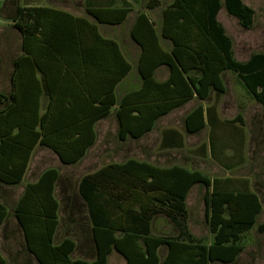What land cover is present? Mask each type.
Segmentation results:
<instances>
[{
  "label": "trees",
  "instance_id": "obj_1",
  "mask_svg": "<svg viewBox=\"0 0 264 264\" xmlns=\"http://www.w3.org/2000/svg\"><path fill=\"white\" fill-rule=\"evenodd\" d=\"M222 7L236 17L243 28L253 25L254 9L242 0H172L162 10L160 29V36L172 43L169 51L159 47L160 54L149 56L156 43H145L135 29L132 30V36L141 47L138 71L142 85L126 94L117 110L120 127L122 115L136 112L133 117L141 127L132 137H140L152 128L156 118L195 97L199 103L185 115L184 130L195 133L209 126L208 146L203 144L201 147L203 152L209 147V152L215 156L213 130L224 122L242 121L240 112L235 119L220 120L216 117L214 102L206 103L211 100L212 93L215 98L225 93L222 74L228 70L236 74L247 93L261 107V144L264 151V50L251 52L246 60L235 57L233 40L217 19ZM36 10L34 7L18 8L10 17L12 26L21 33L22 49L27 55L12 58L9 91L0 90V182L5 184L21 182L36 145L49 148L63 164L80 161L95 142L93 124L108 113L112 104V101L105 103L101 99L99 105H90L84 121H57L56 126L71 124L74 132L79 134H47L44 125L46 114L38 118L37 102L42 94L51 99L52 92L47 87L43 71L44 76H34L33 67L42 66L33 54L27 53V43L38 31ZM86 10L98 22L109 23L123 21L129 12L126 7L114 9V14L113 8L88 7ZM19 11L27 13L18 20ZM103 11H111V14L104 15ZM139 16L144 17L142 13ZM91 27L96 29L95 25ZM148 30L154 34V29ZM93 40L114 47L122 59L112 39L95 32ZM42 41L65 59L63 48L59 49L51 40L42 38ZM81 42V39H73L74 44ZM97 50L96 46L79 47L78 58L67 62L90 69L99 64ZM1 62L0 56V66ZM124 63L125 68L113 83L130 70V64ZM162 63L169 67V76L164 81H156L153 72ZM20 65H29V72L20 70ZM24 80L26 84L23 85ZM34 81L37 84L34 85ZM40 81L45 84L42 88ZM127 95H135L137 105H125ZM94 100L96 97L90 95L91 104ZM33 115L36 118H32ZM147 115L149 119L145 120ZM85 128L89 133L81 132ZM225 168L229 170L232 166ZM58 177L59 171L55 167L43 170L35 182L25 184L13 210L24 248L37 264H108V256L112 252L118 253L125 264H236L244 250L243 234L254 226L257 231L264 232V206L258 191L250 185H258V180L250 182L232 175L211 177L196 168L181 165L161 167L145 160L128 158L122 162H109L78 180L77 193L85 203L94 257L90 260L74 258L72 253L76 242L72 237L63 236L55 240L59 202L54 195V186ZM194 185L204 188V217L212 236L209 244L194 236L187 225L186 198ZM260 214H263V220L257 222ZM6 216L7 209L0 203V224ZM157 216L168 218L177 232L154 233L151 224ZM162 247L166 249L163 257L160 255ZM0 264H6L1 253Z\"/></svg>",
  "mask_w": 264,
  "mask_h": 264
},
{
  "label": "crops",
  "instance_id": "obj_2",
  "mask_svg": "<svg viewBox=\"0 0 264 264\" xmlns=\"http://www.w3.org/2000/svg\"><path fill=\"white\" fill-rule=\"evenodd\" d=\"M171 1L172 0H25L23 4H13L12 8L14 11L18 8H37V10L34 11V15L38 23V31L34 33L30 42L27 43V53L33 54L35 59L39 60L42 66V68L33 67L34 76L36 78H40L42 75L44 76L41 72L43 71L46 75L45 78H47V87H49V90L52 92L51 99L45 94H42L37 102L38 118L39 115L46 114L44 125L47 134H79L77 131L74 132L71 124L67 126L65 123L64 126H56L58 124L57 121H84L87 119L90 105H99L101 99L104 100L105 103L112 101V104L109 106L108 113L97 119L93 124L92 131L96 136L95 142L87 149L80 161L74 164H63L49 148L36 145L32 150L21 182L16 184H5L0 182V203L5 205L7 209V216L0 224L2 231L5 233L3 239H11L13 233L16 231L21 234V229L14 217L13 210L15 204L22 194L25 184L28 182H35L42 171L49 167H55L59 171V177L54 186V195L59 202L58 219L60 215L65 213L69 219L68 222L74 227L73 234L76 235L77 238L70 235L65 236H70L75 240L76 248L80 247L81 253L92 254L90 258H84L90 260L94 257L91 227L86 214L85 203L77 193V183L82 175L93 172L109 162H122L128 158L145 160L161 167L181 165L188 168H196L194 166L196 163L200 165L201 163L211 162L207 151L203 152L201 147L202 143H198V139L194 140L190 147H186L189 138L196 136L204 129L195 133H187L184 130L185 115L199 103V100L195 97L191 98L182 106H177L168 113L156 118L152 128L144 132L138 138L132 137V135H137L138 127H141L140 125L138 126L135 117H133L136 112L122 115L123 124L121 127L117 115L121 99L126 94L138 90L142 85V78L138 71V58L141 47L132 36V30L135 29V33H137L145 43L150 41L156 43V47L150 49L149 56L155 57V54H160L158 51L159 47L169 51L172 47V43L169 39L160 36V29L162 24V10ZM242 1L247 4L244 0ZM247 5L250 6L249 3ZM88 7L113 8V14L115 12L114 9L126 7L129 8V12L125 19L119 23L98 22L87 12L86 8ZM222 8L217 13L218 20ZM104 12L105 11H103V14H107V16L111 14L109 13L111 11H107L108 13ZM26 13V11H23V13L19 11L18 20L22 14L25 15ZM141 13L144 17L139 16ZM0 16L2 15L0 14ZM8 22H10V20H0V29L5 27ZM91 25H95L96 29H93ZM148 28L150 30L151 28L154 29V34L158 37L156 38L154 34L151 35ZM95 32H98L105 38L112 39L116 43L122 59L114 47L94 41ZM16 33V54L14 56H20L26 53L22 49L21 33L18 30H16ZM42 38L51 40L59 49L63 48L62 53L65 59L63 60L60 56L56 55L55 52L51 51L42 41ZM74 38H76L77 41L81 39L82 42L74 44ZM89 46H96L98 48L97 52H95L97 55L96 57L99 58L98 65L92 66L90 69H85L80 65L76 66L72 63H68L72 62L74 58H78L77 54H79V47L86 48ZM233 51L238 60H246L251 53L250 52L243 58H238L234 46ZM51 54L54 56H51ZM154 60L155 59L152 58V61ZM125 61L130 64V70L124 74L120 80L113 83V79L125 68ZM19 68L25 73L29 72V65H23V67L20 65ZM10 70H12V63ZM225 72L226 71H224L223 74ZM168 76L169 67L166 64H159L154 69L153 77L156 81H164ZM43 82L44 81H40V88L45 86ZM24 84H26V80L23 81V85ZM35 84L37 83L34 81V85ZM7 85V90L4 92L9 91V82ZM90 95L96 97V100H94L92 104ZM127 96V103L125 105L128 107L137 105L138 102L135 95ZM220 96L215 98L214 93H212L211 100L206 103L214 102L216 117L223 120L217 108V101ZM153 101H150V103H153ZM23 102L25 105V101ZM26 106L29 107L28 105ZM180 108H184V110L180 111ZM32 118L36 117L33 115ZM146 119H149V115L145 116V120ZM237 128L241 132V127ZM81 132L83 134L89 133L86 128L83 129V131L81 129ZM180 142H182L181 145ZM47 151L54 154L57 158L58 165L48 164L50 155H46ZM36 152H39V156H36ZM213 162L215 161L213 160ZM79 163L83 172L77 177L62 171V168L73 167ZM224 171L225 174L219 176H228V170L225 168ZM241 178L248 179L247 177ZM187 199L188 196L186 198L188 208ZM261 215L262 214L258 215L257 222L262 221H259ZM158 217H162L164 221L159 229H155V220ZM80 222L82 224H80ZM168 226H171V228L175 230L174 233L177 232L173 223L164 216L155 217L151 224L152 231L156 234H167L164 228ZM191 233L196 237L202 238L203 242L207 244L211 242L212 236L209 232L203 235ZM260 233L263 232L257 231L256 226H254L243 234L242 242L244 243V250L239 254L237 262L243 253L246 252L248 247L247 244H249L250 240L253 242V248L259 246V240L261 239ZM165 252V247H162L160 249L161 257L164 256ZM0 253L4 256L1 250ZM112 253L108 256V264H111L110 260ZM256 254L257 251H255V249L248 251V255L250 256H256ZM120 258V264H125L124 259L121 256Z\"/></svg>",
  "mask_w": 264,
  "mask_h": 264
},
{
  "label": "rangeland",
  "instance_id": "obj_3",
  "mask_svg": "<svg viewBox=\"0 0 264 264\" xmlns=\"http://www.w3.org/2000/svg\"><path fill=\"white\" fill-rule=\"evenodd\" d=\"M24 1L0 0V10H2L0 20L9 21L14 13L13 4H23ZM244 1L247 4L249 3L254 9V22L250 28L240 26L236 17L228 14L224 7L219 13V20L225 26L226 32L231 36L238 58H243L250 52L264 49V0ZM16 37V29L12 26L11 21L0 29V56L2 58L0 89L3 91L7 90L11 71V59L16 54ZM223 79L226 85V92L217 101L219 114L223 120H227L235 119L237 113L240 112L242 121L224 122L218 125L213 130L215 156L214 153L211 154L209 152V147H207L206 151L211 162L201 163L200 165L196 163L194 166L211 177L224 175L225 166H232L231 169H227L229 172L228 176L247 177L250 181L254 179L258 180V185H250L258 191L264 205V151L261 144V107L247 93L235 73L227 70L223 74ZM183 110L184 108H180V111ZM237 127H241V132ZM210 133V127L206 126L196 136L189 138L186 147H190L196 139H198V143H202V145L207 144L208 146ZM46 155H50L48 164L58 165L54 154L47 151ZM36 156H39V152H36ZM62 171L74 177L83 172L80 163L73 167L62 168ZM203 192V186L195 185L191 189L187 199L189 210L187 225L189 226V230L196 235L208 234L209 232L204 219ZM259 218V221L263 220V214ZM59 220L55 240L57 241L65 235L77 238L73 234L74 227L68 222L69 219L65 213L60 215ZM163 221L162 217H158L155 220V229H159ZM80 224L82 223L80 222ZM164 231L167 234H174L175 232L171 226L164 228ZM4 234L0 227V250L6 258V264H37L32 255L25 250L22 236L18 231L14 232L13 237L8 240L6 238L3 239ZM260 234L259 246L253 248V242L250 240L249 244H247L246 252L243 253L236 264H264V232ZM253 249L257 251L256 256L248 255V251H252ZM72 256L90 258L92 254L81 253V248L77 247ZM120 259V256L116 252L111 254V264H120Z\"/></svg>",
  "mask_w": 264,
  "mask_h": 264
}]
</instances>
